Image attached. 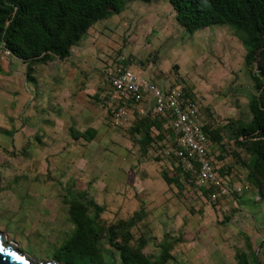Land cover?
<instances>
[{
    "label": "crops",
    "instance_id": "crops-1",
    "mask_svg": "<svg viewBox=\"0 0 264 264\" xmlns=\"http://www.w3.org/2000/svg\"><path fill=\"white\" fill-rule=\"evenodd\" d=\"M91 28H97L96 24ZM91 28L71 47L67 58L51 57L45 64L30 65L18 60L0 43V150L6 152L10 148L13 152L16 150L12 152L15 156L18 151L22 157H42L51 163L47 162L44 174L52 172L64 181V194L62 189H57L56 193L62 196L63 206H68L71 222V195H76L75 200L90 201L101 208L100 216L105 211L111 217L112 206L115 212L119 208L124 212V205L131 207L129 200L128 205L125 202L126 198L139 195L142 203L135 216H140L143 221L151 210L161 214V208L169 211L171 207L180 214L185 205L183 194L189 192L198 199V202H192L196 208L192 205L186 208L188 223L185 228L194 238L195 245L190 244V257L176 264H239L240 257H245L249 264H264V176L251 174L250 157L232 138L238 124L245 123L237 114L244 105L248 109V99L253 93L251 81L243 105L237 97L241 86L236 83L239 76L225 70V64L226 67L228 64L219 59L214 60L211 69L219 81L230 78V87H218V91L232 95L231 98L226 100L223 95L218 96L219 100H210L207 94L200 93L207 92V87L200 88L199 81L206 84L209 71L200 78L193 75V82L188 84L192 86L180 88L183 98L198 106L199 119L205 124L208 139V157L222 182L224 195L210 200L209 194L217 192L216 189L206 192L212 188L210 185H200L196 179L188 183L179 179L182 185L177 188L170 182L178 163L163 156L168 148L175 146L176 135L171 130L168 116L147 115L159 126L158 129L149 128L148 143L143 128L134 131L135 122L143 118L137 115L136 107L130 110L131 124L117 129L104 104L112 91L106 75L119 64L159 89L178 86L165 84L150 73H138L127 59L117 57L118 53L114 55L116 59H100L99 51L94 49L95 43L89 39ZM171 49L177 51L179 47ZM246 75L248 77V72ZM185 93L191 96L186 98ZM142 106L149 109L152 101L147 100ZM216 128L222 130L219 139L212 141L208 135ZM28 181L29 189L34 179ZM104 190L108 197L99 200L98 196L104 195ZM77 191L81 192L78 196ZM51 195L53 193L49 191L43 197L51 199ZM104 205L111 209L107 211ZM108 224L112 226V218Z\"/></svg>",
    "mask_w": 264,
    "mask_h": 264
},
{
    "label": "rangeland",
    "instance_id": "rangeland-1",
    "mask_svg": "<svg viewBox=\"0 0 264 264\" xmlns=\"http://www.w3.org/2000/svg\"><path fill=\"white\" fill-rule=\"evenodd\" d=\"M96 26L97 28H91L89 31V39L93 44L95 43L94 49L97 50L96 52L99 51L100 59L123 57L138 73H150L149 75L156 76L165 84L172 83L179 88L192 86L188 84L193 82V75L200 78L204 72L209 71L206 84L199 79L200 88H208L207 92L200 91V93L207 94L210 100L216 98L219 100L218 96L223 95L228 100L232 95L221 94L218 87H228L230 78L219 81V77H216L214 70L211 69L214 60L220 59L228 64V67L225 64L226 69L222 66L223 69L239 76L236 83L241 86L237 97L243 105L246 103L251 83L243 63L245 51L241 44L242 34L232 27L216 25L212 26L214 27L212 30L204 29L190 35L175 21L174 12L167 0L128 3L123 12L97 22ZM173 47L179 49L176 51L171 49ZM172 52L175 54H171ZM116 53H118L117 57L114 56ZM229 58L231 61H227ZM243 107L237 117L247 124L252 118L246 106ZM15 151L8 148L6 152H0V232L5 234L7 241L15 244L17 250L31 261L72 264L64 255V251L65 245L75 232V227L69 218L68 206H63L60 198L62 196L56 193L57 189H62V195L64 194V181L60 180L61 177L58 175H52V172L48 175L44 174L47 159L45 161L42 157L28 159L22 157L21 152L18 151L15 156L13 155ZM31 179H34V184L28 189L30 184L28 180ZM32 188L36 190L32 191ZM49 191L53 196L58 197L53 198L51 195V199H45L43 196L46 197ZM35 192L38 194L35 195ZM79 193L81 192L77 191V196ZM102 193L104 195H99L98 199L104 201L108 196L105 190ZM186 193L183 194L185 200L182 202L185 205L181 208L182 212L180 211L182 217L181 213L178 214L176 210L168 207L169 211L161 208L164 217L151 210L148 217L141 221L140 216H135L142 203L139 195L126 198L125 202L128 205L129 200L131 207L124 205L126 207L124 212L120 211L121 208L115 212V207L112 206L111 217L104 211L100 218L107 224L106 227L109 226V220L112 218L113 229L112 232L109 231V235L104 233L101 241L104 264L122 263L121 250L124 249L127 238H131V244L141 247L147 259H156L162 249H166L170 255L167 264H176L190 257L191 245L194 246L195 241L185 228L188 223L186 208L191 205L193 209L196 208L197 206L192 202H198V199L189 192ZM76 198V195H71L69 199ZM125 207L122 209L125 210ZM104 208L107 211L111 209L106 205ZM152 208L156 210L155 207ZM132 220L133 226L127 228L125 225ZM178 237H180L179 242Z\"/></svg>",
    "mask_w": 264,
    "mask_h": 264
},
{
    "label": "trees",
    "instance_id": "trees-1",
    "mask_svg": "<svg viewBox=\"0 0 264 264\" xmlns=\"http://www.w3.org/2000/svg\"><path fill=\"white\" fill-rule=\"evenodd\" d=\"M135 1L156 0H0V43L11 56L30 65L45 64L51 57L63 60L89 28L111 15L120 14L126 4ZM167 2L177 24L190 35L216 25L230 26L242 34L244 64L253 88L247 106L252 119L247 124H238L232 138L250 157L251 174L264 176V0ZM256 60L260 62V72L255 70ZM185 96L188 98L189 94ZM153 126L159 128L145 116L135 122L134 131L143 128L145 140L150 143L148 130ZM222 129L209 133L210 140H218ZM179 179L185 183L195 182V176L178 164L170 182L180 188ZM212 191L213 188H209L206 192ZM101 211L90 201L83 203L73 199L70 204L75 232L65 245L64 255L72 264H104L101 241L104 233L109 235L113 229L102 222ZM133 222L125 226L131 227ZM130 240L125 239L121 264H166L170 259L166 249H162L156 259H147L141 247L131 244ZM238 262L249 264L245 257H240Z\"/></svg>",
    "mask_w": 264,
    "mask_h": 264
},
{
    "label": "built area",
    "instance_id": "built-area-1",
    "mask_svg": "<svg viewBox=\"0 0 264 264\" xmlns=\"http://www.w3.org/2000/svg\"><path fill=\"white\" fill-rule=\"evenodd\" d=\"M106 78L112 91L104 104L117 129L131 124L132 107H136L139 117L168 116L171 130L176 135L175 146L168 148L163 156L174 159L185 171L195 176L198 184L216 189L217 192L209 194L210 200L224 195L222 182L208 157L205 124L199 119L195 102L185 100L180 88L159 89L121 64L109 71ZM147 100L152 101V106L144 109L142 105Z\"/></svg>",
    "mask_w": 264,
    "mask_h": 264
},
{
    "label": "water",
    "instance_id": "water-1",
    "mask_svg": "<svg viewBox=\"0 0 264 264\" xmlns=\"http://www.w3.org/2000/svg\"><path fill=\"white\" fill-rule=\"evenodd\" d=\"M256 72H260V62L256 60L254 63ZM0 264H58L55 262H34L28 257L21 254L16 245L8 242L5 234L0 232Z\"/></svg>",
    "mask_w": 264,
    "mask_h": 264
}]
</instances>
